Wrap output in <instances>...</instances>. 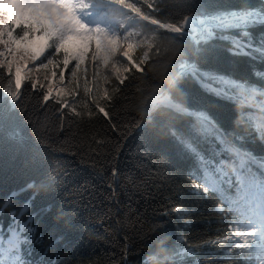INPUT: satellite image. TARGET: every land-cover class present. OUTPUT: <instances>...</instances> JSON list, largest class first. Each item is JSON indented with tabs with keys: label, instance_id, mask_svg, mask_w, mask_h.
Wrapping results in <instances>:
<instances>
[{
	"label": "snow or ice",
	"instance_id": "obj_1",
	"mask_svg": "<svg viewBox=\"0 0 264 264\" xmlns=\"http://www.w3.org/2000/svg\"><path fill=\"white\" fill-rule=\"evenodd\" d=\"M116 14L131 23L126 24L124 19L116 22ZM255 28L264 29V0L258 8L242 0L238 7L211 11L200 0H183L175 14L157 0H0V85H3L0 93L15 102L14 107L18 108L24 91L42 90L40 103L44 109L48 110L49 102H54L59 109L58 118L63 120L64 110L75 116L82 115L76 111V96L80 80L85 78L84 92L91 95V104L107 121L113 139L117 135L123 138L132 128L144 131L149 124L162 123L167 127L166 135L175 156L192 162L193 170L186 174L191 190L205 198L212 195L218 198L213 211L220 217L217 223L225 226L215 234L220 238L205 241L200 252L192 242H184L181 238L183 254L194 257L216 245H226L227 251H234L240 258V264L247 260L264 264V124L253 127L248 136L233 140L223 148L222 142L231 129L224 128L206 108L173 103L169 88L177 80L176 76L160 77L167 80V87L153 81L145 89L136 88L141 96L140 104L151 100L152 111L167 117L163 122L156 121L155 117L143 123L123 119L116 111L120 101L114 95L131 89L137 79H150L145 67L149 54L159 56L163 48L175 55L179 50L172 45L177 41L184 43L191 32L201 36L198 44L213 39L228 42L229 51L234 55L264 64V32L257 41L253 34ZM121 49L120 59H117L116 54ZM137 49L141 50V55L135 54ZM208 51L215 53L214 49ZM179 54L187 56L186 51ZM180 63L182 67L177 76L185 74V65ZM169 66L162 62L150 67L163 73ZM171 66L175 67V64ZM89 70L91 82L96 86L94 95L86 79ZM191 71L200 79L204 90L218 98L227 99L229 87L248 89L245 81L231 78L227 73L201 72L195 66ZM66 74H69L67 83ZM253 74L264 80V70H254ZM112 77L118 86L110 92L105 85ZM123 99L126 101L128 96L125 94ZM84 107L91 116L92 109L87 104ZM144 110H147L146 105ZM8 122L7 111L0 107V129ZM37 136H40L39 132ZM14 138L22 142L19 132L14 133ZM249 140L260 147L259 154L249 147ZM102 143L109 145L110 150H120L119 140L113 143L109 139ZM60 150L50 148L53 155ZM216 152L220 153L218 159ZM73 154H79L80 162L90 163L94 170L97 163H103L102 153L93 152L87 160L88 154L82 150ZM165 155L169 153L165 152ZM55 159L60 157L55 156ZM109 159V156L103 157V160ZM222 162L231 163L230 172L219 166ZM97 174L101 180L107 179L106 187L116 192L119 185L114 178L122 175L118 168H105ZM34 187L35 182L26 183L0 201V209L19 203V208L14 207L9 212L7 249L0 242V257L7 254L10 264H34L28 257L32 255V246L43 239L38 235L37 221L47 210L35 208V193L31 192ZM25 194H28L26 198ZM112 199L115 203V198ZM181 213L191 215L192 210L183 205H172L164 215ZM0 228H3L2 223ZM60 239L63 237L55 238L49 249ZM122 248L126 254L127 245ZM0 264L5 261L0 259ZM112 264H126L123 254L121 261L113 260ZM197 264L201 262L197 261Z\"/></svg>",
	"mask_w": 264,
	"mask_h": 264
},
{
	"label": "trees",
	"instance_id": "obj_2",
	"mask_svg": "<svg viewBox=\"0 0 264 264\" xmlns=\"http://www.w3.org/2000/svg\"><path fill=\"white\" fill-rule=\"evenodd\" d=\"M200 2L211 11L238 7L242 0ZM260 2L247 0L249 6L257 8ZM157 3L175 14L183 0H157ZM262 32L264 29H253L257 41ZM200 41L199 33L191 32L184 43L177 41L172 45L179 50L175 55L163 48L159 56L150 53L145 65L150 79H137L125 93H114L120 101L116 111L128 121L135 119L143 123L150 117L166 121V116L152 111L151 100L140 104L141 96L136 88L145 89L153 81L167 87V80L160 77L176 76L178 87L169 92L173 103L206 108L215 115L224 128L231 129L222 142L223 148H227L233 140L248 136L253 127L264 123V80L253 74L254 70H264V64L234 55L229 51L228 42L213 39L198 44ZM208 49H214L215 53ZM184 51L187 56L179 54ZM135 54L141 55V50L137 49ZM162 62L170 65L163 73L150 67ZM180 62L185 65V74L177 76L182 67ZM192 66L201 72L227 73L231 78L245 81L248 89L229 87L227 99L210 95L200 79L193 75ZM91 76L90 70L86 79L94 95L96 86L92 84ZM84 79L80 80L76 96V111L82 115L75 116L64 110L63 120L58 118L59 109L54 102H49L48 110L44 109L40 103L42 90L24 91L18 108L14 107L15 102L0 93V107L7 111L10 120L0 129V201L10 191L35 182L31 190L35 193L33 204L36 209L47 210L37 221L38 235L43 239L32 246V255L28 259L34 264H112L113 260L121 261L123 254L126 264H156L162 254L164 264H184L185 261L190 264H197V261L201 264H240V258L234 251H227L226 245H216L194 257L183 254L181 238L184 242H192L197 252L208 239L220 238L215 234L225 226L217 223L220 217L213 211L218 198L214 195L205 198L191 190L186 174L193 170L192 162L175 156L166 135L167 127L162 123L149 124L144 131L132 128L123 138L117 135L113 139L107 121L91 104V95L84 92ZM114 86H118V82L112 77L105 87L111 92ZM125 94L128 96L126 101L123 99ZM85 104L92 109L91 116ZM145 105L147 110H144ZM16 132L22 142L14 138ZM109 139L113 143L119 140V151L110 150L109 145L102 143ZM51 147L62 150L53 155ZM249 147L258 154L262 151L251 140ZM81 150L88 154L86 160L93 152L102 153L103 163H97L95 170L90 163H81V156L73 154ZM219 155L216 152L217 159ZM55 156L60 159L56 160ZM104 156L111 159L103 160ZM219 166L226 172L231 171L229 162ZM113 167L122 174L114 178L119 185L116 192L106 187L107 179L101 180L97 174ZM172 205H183L191 209L192 214L164 215ZM14 207L19 208V203L0 209V223L3 224L0 232L5 237L8 236L9 212ZM60 236L63 239L49 249L50 243ZM123 245H127L126 254ZM221 248L225 251H219ZM0 259L10 264L8 255ZM245 264H255V261L247 260Z\"/></svg>",
	"mask_w": 264,
	"mask_h": 264
},
{
	"label": "rangeland",
	"instance_id": "obj_3",
	"mask_svg": "<svg viewBox=\"0 0 264 264\" xmlns=\"http://www.w3.org/2000/svg\"><path fill=\"white\" fill-rule=\"evenodd\" d=\"M99 15V14H98ZM120 19H124V21H125V23L127 24V23H131L130 21H127V19L126 18H121V17H119V15L118 14H116V22H118ZM100 22H106L105 20H101ZM113 26H115V25H113ZM121 52H122V49L121 50H118V52H117V54H116V58L117 59H120V55H121ZM90 74V70H89V72H88V75ZM41 75V78H43V73H41L40 74ZM68 75L69 74H66V83H67V77H68ZM87 75V76H88ZM260 124V123H259ZM259 124L257 125V127L259 126ZM8 236H6L5 237V235H3L1 232H0V240H3V244H4V247H5V249H7V247H8V245H7V240H8V238H9V233L7 234ZM3 236H4V238H3ZM7 255V254H6Z\"/></svg>",
	"mask_w": 264,
	"mask_h": 264
},
{
	"label": "clouds",
	"instance_id": "obj_4",
	"mask_svg": "<svg viewBox=\"0 0 264 264\" xmlns=\"http://www.w3.org/2000/svg\"><path fill=\"white\" fill-rule=\"evenodd\" d=\"M176 87H178V81L176 80L175 83L169 88V92H171L172 90H174ZM155 255V252L153 253ZM156 264H164V261L162 259V254H161V258H158L156 261Z\"/></svg>",
	"mask_w": 264,
	"mask_h": 264
}]
</instances>
